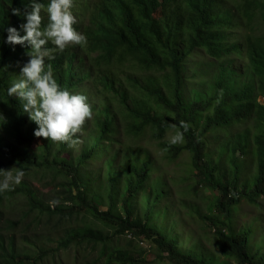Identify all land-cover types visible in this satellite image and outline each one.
<instances>
[{"label": "trees", "instance_id": "trees-1", "mask_svg": "<svg viewBox=\"0 0 264 264\" xmlns=\"http://www.w3.org/2000/svg\"><path fill=\"white\" fill-rule=\"evenodd\" d=\"M88 1L74 0L72 6L75 17L73 27L84 34L85 41L66 46L63 51L54 50L51 53L53 58L45 59L46 65L51 64L53 75L62 87L73 93L88 95L92 83L96 94L103 99L101 106L91 110V113L95 112L96 128L91 133L88 130L84 132L93 136L90 147L77 159H63L66 153H72L71 146L77 132L83 125H89L88 120L86 118L74 134L70 147L66 143L34 135L36 125L23 112L22 102L7 94L8 86L17 80L14 74H19L21 66L29 59L27 46L17 44L13 49V46L3 43L7 35L4 28H19L24 22V18L15 14L13 9L23 11L29 0H0V129L4 130L0 131V169H11L12 172L22 169L23 177L40 172L53 175L55 179L51 186L59 196L55 198L53 209L27 183L0 191V224L6 204L16 196L24 195L30 209L25 219L36 212L40 213L38 217L48 215L61 221L88 216L113 230L116 235L103 236L101 231L92 228L65 232L61 246L54 251L40 248V255L34 264L46 257L56 256L61 250L68 251L84 243L93 244L94 248L102 244L101 256L108 257V264H147L145 259L115 245L117 237L124 236L141 244L152 242L160 251H166L169 260L175 264H208L202 257L179 250L175 239L171 240L148 223L135 219L133 211L127 207L147 188L151 177L147 162L139 166L127 163L128 173L133 178L127 182L123 215H114L116 183L110 159L107 160L106 172L110 200L108 210L102 211L101 204L91 200L92 178H85L88 164H92L102 152L107 151L111 156L114 145L120 143L123 137L138 138L151 131L170 151H190L193 154L194 167L200 176H205L198 187L207 183L211 189L221 190L217 209L225 213V219H207L214 227L223 256L235 259L236 264H264L259 255L250 252L248 233H234L228 224L231 207H235L242 198L251 203L264 198V102L261 101V97L264 99V37H259L256 30L264 20V1ZM80 2H84L82 8L76 6ZM41 3L45 5L41 9L43 27L47 23L48 0H41ZM90 8L88 24H85L84 17ZM239 23L245 27L243 30L249 39L248 62L243 66L235 58L245 50L243 45L235 43ZM45 47L56 48L51 43ZM199 53H204L210 59L208 64L213 67V71L207 73L211 82L209 87L200 81L193 63ZM189 64L190 67L186 68ZM112 66L117 68L107 71ZM123 66L124 69L120 68ZM118 69L121 72L115 73ZM133 69L137 71L130 72ZM188 78H191L190 82L195 80L194 86L198 88L192 104L187 103L184 93ZM88 81L89 84H86ZM203 114L208 115L206 120L201 118ZM251 120L255 121L254 128L258 132L254 144L250 143L249 132L236 134L231 143L234 157L237 158L238 151L242 150L256 160L253 189L250 194H245L244 190L238 191V173H234L224 185L220 182L221 178L219 181L215 179V172L210 173L209 165L203 162L207 160L210 134L229 131L232 126L248 124ZM181 122L187 126L183 132L186 144L174 146L165 143L167 132L177 128L183 131ZM197 122L202 125L201 130L195 125ZM121 125L123 129H120ZM3 133H8V136ZM133 152L129 149L125 159H134L130 156ZM229 192L231 198H227ZM161 195L158 193V198ZM21 222L23 220L16 224ZM10 226L16 227L15 224ZM16 245L15 237L0 233V264H30L29 256L23 257Z\"/></svg>", "mask_w": 264, "mask_h": 264}, {"label": "rangeland", "instance_id": "rangeland-1", "mask_svg": "<svg viewBox=\"0 0 264 264\" xmlns=\"http://www.w3.org/2000/svg\"><path fill=\"white\" fill-rule=\"evenodd\" d=\"M86 2L89 3L88 0ZM76 6L82 8L84 2H80ZM91 11L92 8L84 17L85 24H88ZM244 28L243 24L239 23L235 31V43L245 47L242 54L235 56L241 66L248 62L249 39L243 30ZM256 30L259 37H264V20H261ZM73 45L75 44L69 43L67 47ZM209 60L204 53H199L195 55L193 62L196 64L200 81L207 87L211 85L207 73L213 71V67L208 64ZM130 66L133 67V65ZM189 67L190 64L186 66V68ZM115 68L117 66H112L107 68V71H113ZM120 68L124 69L125 66ZM133 71L137 70L133 69L130 72ZM120 72L119 69L115 71V73ZM214 74L211 73V75ZM14 77L18 79L19 74L16 72ZM190 79L188 78L184 91L188 104L194 102V93L198 90L197 86H194L195 80L190 82ZM89 81L85 83L89 84ZM161 82L163 84L162 79ZM89 86L88 95L90 97L86 95L87 102L91 110H95V107L101 106L103 99L96 94L95 85L90 83ZM261 101L264 102L262 97ZM164 112L162 110V113ZM211 113L207 114L210 115ZM207 114H203L204 116L201 118L206 120ZM87 120L89 125H83L82 129L77 132L74 145L71 146L72 153H66L63 159L71 157L77 159L82 152L90 147L93 136L84 132L88 130L91 133L96 128L95 112H92ZM254 123L255 121L251 120L248 124L240 123L232 126L229 131H218L210 134L207 139V160L205 159L203 162L204 165H209L210 173L215 172V179L219 181L221 178L220 182H223L224 185H227L228 181L233 178L234 173H238V191L244 190L245 194H250L253 189L252 185L257 171L256 160L242 150L238 151L237 158L234 157L231 143L236 134L249 132L250 143L254 144L258 135ZM195 125L201 130L202 125H199L198 122ZM120 129H123V125L120 126ZM0 131L4 132L2 129ZM175 132L176 129L167 132L164 142L170 143L169 141ZM3 134L8 136V133ZM161 143L162 141H158L151 131H147L138 138L123 137L120 143L114 145V152L111 156H108L107 151L100 153L92 164H88L89 171L85 175L86 180H90L91 176L93 182L90 185L91 200L100 203L102 211L108 210L110 200L108 199L109 191L107 189L109 186L106 172L107 160L110 159L113 163V176L116 183L114 187L116 194L114 215H123L125 213L123 199L127 192V182L133 178L132 174L128 173L127 163L139 166L147 162L151 176L147 188L136 200L127 204V207L133 211L134 218L148 223L157 231L167 235L169 239H175L179 250L202 257L208 264H236L235 259L223 256L219 250L214 227L211 221L207 219L208 217H215L221 221L225 219V213L222 214L217 209V201L222 195L221 190L219 188L211 189L207 183L198 187V183L201 184V179L203 177L205 179V176H200L194 167L193 154L190 151L182 153L170 151ZM170 144L184 146L186 138ZM129 149L134 150L130 155L134 159L128 161L124 155ZM250 151L252 150L250 149ZM54 179L53 175L41 172L39 174L32 173L23 177L21 182L14 187H20L22 183H27L36 192V195L47 202L46 204H51L54 209L56 203L54 201L58 196V193H54L55 189H52L53 186H51ZM158 193L162 194L161 198H158ZM230 196L229 192L227 198H231ZM236 204L235 207H231V219L228 224L234 233H248L250 252L259 255L264 261V198L255 203L242 198ZM29 211L24 195L13 198L11 202L6 204L2 212L4 214L0 224V233L11 238L15 237L16 247L19 248L23 257L29 256L30 264H34L39 257L40 248L49 251L59 248L65 232L68 231L92 228L101 231L103 236H116L113 230L105 227L102 223L95 222L88 216L61 221L57 217L49 218L48 215L38 217L40 213L36 212L25 219V214ZM21 220H23L21 224H16ZM10 224H15L16 227L12 228ZM115 245L123 251H129L135 256L145 259L147 264H175L169 260L166 251H160V248L153 245L152 242L145 241L141 244L140 241L133 242L131 237L124 236L123 238L117 237ZM101 250L102 244L94 248L93 244L84 243L81 246H73L68 251L61 250L56 256L46 257L45 260L38 261L37 264H108V257L103 258Z\"/></svg>", "mask_w": 264, "mask_h": 264}, {"label": "clouds", "instance_id": "clouds-1", "mask_svg": "<svg viewBox=\"0 0 264 264\" xmlns=\"http://www.w3.org/2000/svg\"><path fill=\"white\" fill-rule=\"evenodd\" d=\"M72 6L73 0H48L47 23L42 27L41 9L45 5L41 0H29L23 11L13 9L15 14L24 18V22L19 28H4L7 35L3 38V43L13 46V49L17 44L27 46L29 57L20 68L19 78L8 86L7 94L22 102L23 112L36 125L33 129L35 136L63 142L69 147L74 134L91 116V107L85 94L70 92L57 82L51 64L46 65L45 59L51 60L54 50L63 51L69 43L81 44L85 41L84 34L73 27L75 17ZM48 43L56 48L45 47ZM181 124L183 131L177 128L170 143L183 140L187 126L183 122ZM23 176L24 171L19 168L14 174L11 169H0V191L19 184Z\"/></svg>", "mask_w": 264, "mask_h": 264}]
</instances>
